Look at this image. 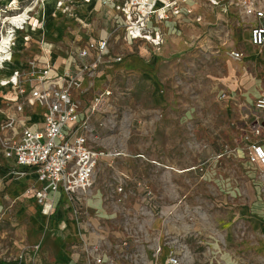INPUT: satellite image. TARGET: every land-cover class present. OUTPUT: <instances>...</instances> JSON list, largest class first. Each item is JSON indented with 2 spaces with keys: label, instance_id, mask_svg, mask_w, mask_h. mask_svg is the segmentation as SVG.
Segmentation results:
<instances>
[{
  "label": "rangeland",
  "instance_id": "obj_1",
  "mask_svg": "<svg viewBox=\"0 0 264 264\" xmlns=\"http://www.w3.org/2000/svg\"><path fill=\"white\" fill-rule=\"evenodd\" d=\"M31 3V8H39L38 0ZM43 4L41 1L40 9L44 7ZM245 10L242 0H198L191 14L182 16L171 13L162 19L169 21L167 26L156 24L158 27L155 29L160 35L158 44L145 38L130 39L125 25L122 36L108 37L109 57L122 50L132 52L138 49L151 55V70L161 83L167 101L164 108L154 106L150 102L151 85L138 77L116 73L111 95L96 108L90 119L89 144L103 153L99 158L102 162L106 156L122 158L133 168L141 163L140 159H156L159 162L158 172L155 168L151 171L149 167L144 170L146 177L129 176L123 182L114 171L117 166L107 165L109 174L96 170L100 180L92 186L97 185L103 198L109 202L126 200L129 204H140L137 211L126 213L121 210L117 214L121 224H131L132 228L134 224H140L142 227L136 228L137 238L153 245L147 247L149 256L143 258L137 248L130 255V247L126 250V242L123 243L124 250L120 254L132 258L134 264H168L171 255L179 258L178 264H217L206 242L205 224H216L214 216L226 203L216 195L212 182L206 180L205 169L210 164H219L232 154L247 160L252 128L264 119L254 107L256 97L264 92V59L256 50L253 61L258 67L255 72L249 63L238 66L239 62L231 58L232 50L244 48L242 40L250 28V18L244 13ZM25 11L23 6L19 9L10 6L3 8L0 10V25L4 21L5 28H8L11 25L8 18ZM152 37L155 38V35L152 34ZM7 68L13 69L10 61L4 62L0 71ZM244 68L250 73L249 80L255 83L251 92L244 90ZM3 79L10 78L3 77L0 84ZM9 88L10 84L3 86L2 91L6 92ZM75 89L78 90V87ZM221 90L227 91L229 98L234 97L236 101L221 100ZM80 94L79 98L86 101L82 111L89 112L95 93L86 94L87 97ZM2 97L0 89L3 102ZM20 102L26 104L23 100ZM10 109L0 111V116L11 115ZM1 123L0 130H6L2 129ZM143 136L152 137L156 148L134 147ZM15 138L1 139V150L4 151L5 144H12ZM258 138L262 143L264 129ZM126 141L130 148L124 145ZM106 153L111 154L104 155ZM219 155L221 157L218 158ZM189 164L194 165L190 171H178ZM0 168H6L13 175L18 174L14 165L6 164L3 154L0 155ZM250 174L259 186L260 199L264 204V171L260 165L254 164ZM0 181V195H3L6 183L1 178ZM119 186L122 187L121 191L118 190ZM250 187L241 180L239 204H249L251 201ZM83 195L81 201L85 200L86 204L88 195ZM152 220L159 224L158 240L166 246L161 258L153 262L149 260L152 258L151 250L158 240L153 242L156 235L148 228ZM109 245L105 237L103 252L112 255L119 253ZM30 249L26 222L18 221L13 213H0V264H28L27 253Z\"/></svg>",
  "mask_w": 264,
  "mask_h": 264
},
{
  "label": "crops",
  "instance_id": "obj_2",
  "mask_svg": "<svg viewBox=\"0 0 264 264\" xmlns=\"http://www.w3.org/2000/svg\"><path fill=\"white\" fill-rule=\"evenodd\" d=\"M38 1L39 8L36 6L37 10L34 8L35 11H29L30 22L36 20L37 25L32 26L29 22L26 24L25 30L18 34L11 54L13 57L10 65L13 69L7 68L0 71V79L10 78L15 69H21L27 73L26 69H29L32 60L41 64L47 63L50 67V75L53 77L60 74L76 73L79 49L86 47L89 42L99 41L109 35L122 36L125 19L117 6L125 0H45L42 9H40L42 0ZM31 2L32 0H0V10L7 8L12 3L29 8L33 6ZM254 3L256 8L264 9V0H255ZM196 4H198V0H187L182 5L181 15L191 14L193 6ZM244 13L250 18L248 20L250 28L242 40L244 48L232 50L242 52L243 56L239 60L231 58L233 61L239 62L238 66L249 63V66L256 72L258 66L253 61V57L256 56V50H259V56L264 59V46L258 47L252 44L250 33L260 20L255 14H248L246 10ZM158 23L167 26L169 21L158 22L156 18H152L149 25L154 28L158 27L156 26ZM26 35L29 40L24 39ZM108 50L110 53V43ZM116 56H122V61H115ZM150 61L151 55L146 54L143 49L132 52L124 50L116 52L114 56L109 57L106 63L101 65L99 72L94 77H83L81 89L73 90L72 96L81 103L83 109L86 101L79 98L80 93L86 96V94L94 92L96 96L105 90L112 91L111 86L115 83L114 75L121 73L124 76L138 77L151 85V104L164 108L167 101L162 93L161 83L151 70ZM232 65L236 68L234 64ZM260 68H258V72H260ZM246 72L248 71L244 68L245 75L242 78V83L244 90L251 92V87L255 83L253 80H249L250 73L246 74ZM259 83L258 85H260ZM21 85L26 89L25 95H21L18 88L11 84L8 91L3 92V86L0 84L4 99L3 102L0 99V111L5 112L6 109L12 107L9 116L15 118L12 128L0 130V140H10L13 137L18 140L25 128L38 130L44 125L46 107L38 102L30 105L26 101L30 96L33 81L24 75ZM223 93H226V97L221 100L236 101L234 97L229 98L225 90L220 91L219 97ZM262 95L264 92L260 93L256 100ZM21 100L26 104H22ZM21 104L23 108L19 111L17 107ZM168 111L170 110L168 109ZM9 116H0V123ZM262 144L264 145V139ZM124 145L130 148L128 141ZM134 147L156 148V144L152 137L143 136L138 145ZM169 147L170 145H168ZM1 154H3L7 165H14L18 172H25L22 175H13L5 170L6 168H0V178L6 183L3 195H0V213H13L18 221L26 222L27 239L31 248L27 253V259L30 261L28 264H134L132 258L120 254L124 250L123 243L125 242L127 245L125 249L130 247L129 254L134 251V248H137L141 257L149 256L147 247L150 243L145 239L137 238L136 228L140 224H134L132 228L131 224L130 226L121 224V220L117 216L121 210L126 213L137 211L140 204L137 202L129 204L126 200L120 203L109 202L103 198L102 191L95 185L85 194L88 195L86 204L85 200L81 201L83 194L69 196L65 192L51 193V197L55 200V208L50 215H45L41 211L35 194L41 183L37 180L34 168L19 166L14 157H6L0 148ZM141 155L143 154L141 153ZM122 160V158L115 159L112 156H106L104 162L99 160L96 170L106 175L110 172L107 165L117 166L114 171L120 182L125 181L129 176L146 177L144 170L149 167L151 171L155 168V171L158 172L159 162L155 161L156 159L150 161L140 159L141 163L136 164L140 169L136 165L133 168ZM253 167L254 164L248 160L247 151V160L238 154H232L226 160L220 161L219 164H210L205 169L206 180L212 182L216 195L221 196L226 203V206L217 210L214 216L216 224H205L206 242L211 255L217 260V264H264V204L260 199L259 186L254 183L255 179L250 174ZM193 168L194 165L189 164L178 171H190ZM97 180L100 179L95 171L94 183L97 184ZM241 180L251 185L249 192L252 199L249 204H239ZM0 183L2 182L0 181ZM155 221L152 220L148 225L152 234L156 235V238L152 239L153 242L158 240L159 224H155ZM105 237L110 243L109 247L115 248L119 253L112 255L109 252H103ZM158 244L163 246V249L156 258L153 254L155 246ZM155 246L151 250L152 258L149 259L151 262L158 261L166 247L163 242H160V239ZM96 251L100 254L98 255ZM98 257L101 258L100 263L96 261Z\"/></svg>",
  "mask_w": 264,
  "mask_h": 264
},
{
  "label": "built area",
  "instance_id": "obj_3",
  "mask_svg": "<svg viewBox=\"0 0 264 264\" xmlns=\"http://www.w3.org/2000/svg\"><path fill=\"white\" fill-rule=\"evenodd\" d=\"M187 0H125L117 6L125 19L126 34L130 39L145 38L147 40L152 34L159 39V32L155 27H150L152 18L164 19L169 14L177 15L182 13V5ZM159 2V4L157 3ZM255 0H242L248 14H255L260 20L259 24L251 29V43L258 47L264 46V9L256 8ZM12 9H19L21 5L12 3ZM10 17L8 23L11 25L5 28V23L0 25V68L3 62L11 57L16 44L18 34L25 30L26 24L31 20L29 11L34 8L24 7V11ZM27 14V16H26ZM20 20H13L15 17ZM36 26L37 22H30ZM154 38V37H153ZM25 40L29 37L24 36ZM109 38L104 37L96 42H89L86 47L78 51V70L75 73L50 75V67L47 63L41 64L34 60L30 62L27 73L21 69H15L4 86L10 83L17 87L21 95H25L26 89L21 85L22 78L33 81L30 96L27 102H36L46 107L44 125L38 130L25 128L18 140L7 142L4 154L6 157H14L16 163L24 168H34L37 180L41 183L36 191L37 202L45 215H50L55 208V200L51 193L65 192L69 196L87 194L94 184V176L99 158L102 152L93 148L88 141L90 130V119L96 108L101 105L104 98L111 95L110 90L96 94L93 105L89 112L83 113L81 103L72 96L74 88L81 89L83 77H94L102 64L109 59ZM242 52L232 51L231 57L239 60ZM122 56H116L115 61H122ZM226 97V93L220 98ZM254 107L257 112L264 116V95L257 98ZM23 105L17 109L22 110ZM258 122V120H257ZM15 118L9 116L1 125L2 129L12 128ZM253 135L248 140V160L258 164L264 171V145L259 136L264 129V119L253 128ZM18 174H25L24 171ZM121 191L122 187L119 186ZM163 246L156 245L154 256L158 258ZM178 257L171 255L167 263L178 264ZM97 263L101 258H97Z\"/></svg>",
  "mask_w": 264,
  "mask_h": 264
},
{
  "label": "bare ground",
  "instance_id": "obj_4",
  "mask_svg": "<svg viewBox=\"0 0 264 264\" xmlns=\"http://www.w3.org/2000/svg\"><path fill=\"white\" fill-rule=\"evenodd\" d=\"M45 0H42V2H44ZM215 3H216V1H214ZM20 18L21 17H18L17 18V16L13 19V20H20ZM148 39L149 40H151L152 42H155L156 44H158L159 43V41L157 40V39H155V38H153L152 36H149L148 37ZM13 57V56H12ZM12 57H10V58H8V60H6V61H4V62H7V61H11L12 60ZM3 62V63H4ZM9 79H3V81L2 82H7ZM2 84V83H1ZM10 83H6L4 86H7V85H9ZM111 153H106V154H104V155H110Z\"/></svg>",
  "mask_w": 264,
  "mask_h": 264
}]
</instances>
